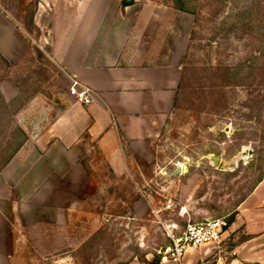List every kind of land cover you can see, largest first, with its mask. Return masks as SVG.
<instances>
[{"label": "rangeland", "instance_id": "obj_1", "mask_svg": "<svg viewBox=\"0 0 264 264\" xmlns=\"http://www.w3.org/2000/svg\"><path fill=\"white\" fill-rule=\"evenodd\" d=\"M148 1L200 18L191 65L209 67L210 87L185 92L186 111L148 164L117 175L91 150V182L50 180L25 200L0 184V264H175L164 251L186 223L217 217L228 222L221 242L178 264H264V196L237 208L264 175V0ZM49 2L0 0V169L39 137V98L70 88L38 43V6Z\"/></svg>", "mask_w": 264, "mask_h": 264}, {"label": "crops", "instance_id": "obj_2", "mask_svg": "<svg viewBox=\"0 0 264 264\" xmlns=\"http://www.w3.org/2000/svg\"><path fill=\"white\" fill-rule=\"evenodd\" d=\"M38 9L40 49L70 85L73 78L87 84L93 99L83 104L69 91L39 98L45 120L39 137L28 134L32 142L0 169V184L23 200L36 197L37 185L50 180L91 182L83 152L96 151L117 175L148 164L177 114L186 111L185 92L210 87L203 84L209 67L191 65L200 20L192 11L148 0H51ZM210 69L223 72L220 63ZM255 196H264V179L237 208Z\"/></svg>", "mask_w": 264, "mask_h": 264}, {"label": "built area", "instance_id": "obj_3", "mask_svg": "<svg viewBox=\"0 0 264 264\" xmlns=\"http://www.w3.org/2000/svg\"><path fill=\"white\" fill-rule=\"evenodd\" d=\"M69 93L83 104H88L93 99V90L77 78L71 79ZM227 228L228 222L225 217L188 221L180 235L165 248L164 252L173 263L178 264L189 247L220 243Z\"/></svg>", "mask_w": 264, "mask_h": 264}, {"label": "water", "instance_id": "obj_4", "mask_svg": "<svg viewBox=\"0 0 264 264\" xmlns=\"http://www.w3.org/2000/svg\"><path fill=\"white\" fill-rule=\"evenodd\" d=\"M213 161H214V165L218 166L220 162V158L217 155H213ZM176 172H179V169H177Z\"/></svg>", "mask_w": 264, "mask_h": 264}, {"label": "trees", "instance_id": "obj_5", "mask_svg": "<svg viewBox=\"0 0 264 264\" xmlns=\"http://www.w3.org/2000/svg\"><path fill=\"white\" fill-rule=\"evenodd\" d=\"M263 177H264V175H263ZM263 177H262V178H259V179L255 182V184L253 185V187H252V189L250 190V192H251V191L257 186V184H259V182H261V181L263 180ZM250 192H249V193H250ZM249 193H248V194H249ZM248 194H247V195H248ZM243 199H244V198H243ZM243 199H242L241 201H243Z\"/></svg>", "mask_w": 264, "mask_h": 264}, {"label": "bare ground", "instance_id": "obj_6", "mask_svg": "<svg viewBox=\"0 0 264 264\" xmlns=\"http://www.w3.org/2000/svg\"><path fill=\"white\" fill-rule=\"evenodd\" d=\"M187 251V250H186Z\"/></svg>", "mask_w": 264, "mask_h": 264}]
</instances>
